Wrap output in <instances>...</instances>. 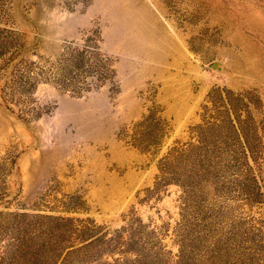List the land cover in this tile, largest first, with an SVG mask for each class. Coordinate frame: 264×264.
Returning <instances> with one entry per match:
<instances>
[{
  "label": "rangeland",
  "instance_id": "1",
  "mask_svg": "<svg viewBox=\"0 0 264 264\" xmlns=\"http://www.w3.org/2000/svg\"><path fill=\"white\" fill-rule=\"evenodd\" d=\"M264 264V0H0V264Z\"/></svg>",
  "mask_w": 264,
  "mask_h": 264
},
{
  "label": "trees",
  "instance_id": "2",
  "mask_svg": "<svg viewBox=\"0 0 264 264\" xmlns=\"http://www.w3.org/2000/svg\"><path fill=\"white\" fill-rule=\"evenodd\" d=\"M15 262H12L11 264H14Z\"/></svg>",
  "mask_w": 264,
  "mask_h": 264
}]
</instances>
